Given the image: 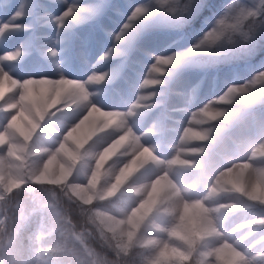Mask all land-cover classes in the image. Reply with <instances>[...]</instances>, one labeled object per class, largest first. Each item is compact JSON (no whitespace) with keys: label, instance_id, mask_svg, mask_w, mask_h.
I'll return each mask as SVG.
<instances>
[{"label":"rangeland","instance_id":"rangeland-1","mask_svg":"<svg viewBox=\"0 0 264 264\" xmlns=\"http://www.w3.org/2000/svg\"><path fill=\"white\" fill-rule=\"evenodd\" d=\"M180 1L188 5L187 16L192 15L191 22L198 23L196 27L189 25V33L183 29L165 35L158 29L169 27L170 22L154 17L144 26L136 22L131 40L125 44L118 42L116 36L132 10L136 6L154 10L158 4L162 5L159 10L171 8L168 0H159L160 3L158 0H0V27L5 23L20 25L0 35V56L17 51L21 53L16 61L0 62V68L13 78L23 81L29 78L63 77L86 82L93 73H108L102 84L88 86V101L79 99L75 92L67 89L60 96L62 102L48 108L44 119L39 121L40 127L30 138L16 136L7 142H0V205H3V196L13 192L23 180L60 187L71 185L68 191L82 202L103 199L100 193H107L116 183L119 168L130 157L134 158L136 148L125 151L126 144L139 136L143 143L141 146L151 148L160 163L139 164L129 170L120 188L122 192L127 189L126 204L121 211L123 220L118 216L116 220L120 222H108L123 236L129 237L131 232L136 242L149 244L150 256H153L157 246L167 239V230L175 222L179 211L178 200L172 192L164 189L151 194L152 179L168 175L181 192L183 200L189 202L203 199L214 176L226 173L233 162L238 165L233 171L247 164L240 182L249 188L257 184L259 174L264 172V163H261L264 161V143H260L259 135L244 137L221 154L218 149L213 150L206 161H202L204 153L195 149H204L208 137L184 143L180 137L183 129L188 127L191 112L197 107L221 94L229 85L247 83L259 71H264V66L260 64L264 58V45L260 46L254 57L230 62L213 63L207 57H203L204 60L198 57V63L189 64L191 70L177 73L169 68L168 74L160 77L162 85L151 90L140 87L156 56L188 51L231 3V0H224L213 6L217 12L212 16L198 17L209 0ZM201 4L203 7L199 6ZM68 8H74V16L80 19L69 18L61 28L56 21ZM18 10L23 12V17L13 21L12 17ZM89 12L94 15H89ZM113 48H118L122 55L101 61L100 58ZM50 51H55L57 55L50 56ZM151 92L156 93L152 109H144V102L139 108H132L139 95ZM12 94L6 91L4 99ZM52 96H56L54 91L46 96H38L37 105L47 106ZM0 104H3V100H0ZM89 106H96L101 111L91 117L90 126L86 125L71 139L65 138L68 127L79 118H69L68 111L83 112ZM130 111L134 115H128ZM10 115L0 112V130L6 127ZM208 118L215 120L217 117L209 113ZM23 126L28 127V122L25 121ZM190 128L203 135L208 121L193 124ZM129 131L133 132V136L124 139L121 150L97 167L99 152L92 147L93 141L109 134L125 137ZM177 158L182 163H170ZM20 160H26V170H23ZM94 172L96 179L90 184ZM134 189L139 191L134 192ZM120 195L118 192L117 196ZM260 195L264 196V191ZM150 197L149 204L156 199L160 201L171 212V219L157 220L151 214H144L141 209L133 227L128 223L129 209ZM46 200L47 196H38L36 199H18L17 202L22 208H30L33 202L45 204ZM262 209L264 206L257 205L251 213L238 211L231 218V223H246L253 218L264 217ZM103 212L104 208L101 209ZM222 256L223 262L235 264L231 251L225 250ZM41 264L47 263L41 258Z\"/></svg>","mask_w":264,"mask_h":264},{"label":"clouds","instance_id":"clouds-1","mask_svg":"<svg viewBox=\"0 0 264 264\" xmlns=\"http://www.w3.org/2000/svg\"><path fill=\"white\" fill-rule=\"evenodd\" d=\"M199 6L203 7L202 4ZM241 7L234 5L231 0L224 14L193 44L192 48L174 55L175 62L170 68L175 71L185 65L198 63V57H207L209 62L215 63L251 58L258 54V49L264 45V32L256 31L257 17L249 14L253 9L246 8L242 15ZM244 15H247V19H244ZM191 19L190 14L185 19L171 21L169 27L183 30L191 23ZM232 24H236V27H230ZM244 32L251 36L247 41L243 39ZM260 64L264 66V58ZM259 72L260 76H254L247 83L229 85L221 94L191 112L188 127L207 122L209 113L217 117L208 123L205 131L208 143L205 148L195 149L204 153L202 161H206L213 150L218 149L221 154L244 137L259 135L260 143H264V86L255 87L257 79H264V71ZM242 92L248 95H241ZM72 99L75 100L76 97ZM61 102L60 97L52 96L47 107H54ZM93 107L89 106L83 112L68 111L69 118L77 116L79 118L68 127L67 133L74 135L86 125L90 126L91 117L88 113L93 111ZM124 139L123 136L113 137L109 134L99 136L93 141L92 147L99 152L97 167L121 150ZM130 167H132L130 161L124 163L116 173V183L111 186L113 197L119 192L121 193L119 198L107 200L103 213L94 212L91 208L84 209L80 204H76L75 207L78 209L76 222L70 221L56 209L43 203L33 202L32 207L26 206L19 215L16 209L10 207V202L0 205V213H13L11 230L0 229V239L6 242L0 247V264H41V258H44L47 264H145L138 249H127L121 233L104 227L96 219L98 215H103L114 223L120 222L116 220L118 216L123 220L121 211L127 199V189L122 192L120 188L121 181L126 178ZM135 167H138V164L133 168ZM237 167L238 165L233 162L226 170L230 171ZM77 178L79 179V176ZM95 179L94 172L89 183H94ZM70 187L71 185H68L61 189V192L68 195ZM29 191L37 190L30 188ZM100 196L105 198L104 193H100ZM203 199L214 210L217 224L227 240L253 258L254 264L257 256L261 257L259 264H264V225L231 223V218L238 211L251 213L257 205L230 192L222 193L213 200L207 199L206 194ZM228 200L234 202H227ZM140 210L141 203L133 205L129 209L130 215H135Z\"/></svg>","mask_w":264,"mask_h":264},{"label":"snow or ice","instance_id":"snow-or-ice-1","mask_svg":"<svg viewBox=\"0 0 264 264\" xmlns=\"http://www.w3.org/2000/svg\"><path fill=\"white\" fill-rule=\"evenodd\" d=\"M158 3H160L159 0ZM233 3L234 5L242 6V15L246 8L253 9V12L249 14L257 17L256 31L264 32V0H233ZM167 4L172 5L170 9L171 16H166L165 19L174 21L187 17V13L189 12L188 5H180V0H168ZM74 12V8H68L58 18L56 21L57 24L63 28L65 21L69 18L79 21L80 17L74 16ZM156 14V10L149 12L144 6H136L129 15L128 21L123 25L121 32L116 36V40L126 44L134 34L133 25L136 22L146 23ZM22 17L23 12L18 10L14 13L12 20L16 21ZM244 19H247V15H244ZM19 27L20 25L16 23H5L0 27V35H4L10 30ZM230 27L235 28L236 24H232ZM242 35L245 41L251 38L248 32H244ZM57 43H59V40ZM48 54L50 56L57 55L55 51H50ZM119 55H122V52L118 48H113L100 59L101 61H106L112 56ZM20 56L21 53L19 51L6 53L0 56V62L16 61ZM154 60L155 62L152 64L146 78L140 86L142 90H151L162 85L163 81L160 77L168 74V69L175 62V57L174 55L156 56ZM255 76H260V72ZM107 77L108 73H93L86 82L79 81L73 83L63 77L59 79L29 78L20 81L13 78L3 68H0V85H2L0 87V100H3V104H0V112L11 114L7 120L6 127L0 130V142H7L16 136H22L28 139L37 131L40 127L39 121L44 119L48 110L46 105H37L36 101L38 96H46L54 91L56 96L60 97L65 90L71 89L77 94L79 99L88 101V86L100 85ZM261 86H264V79H257L255 81V87L260 88ZM6 91L13 93L8 99H4ZM240 94L248 95L244 92ZM155 96V92L139 95L137 103L132 105V108H139L141 102H144V109H152L154 107L152 101H154ZM100 111L101 109L94 106L93 111L88 113V115L93 117ZM128 115L131 116L134 113L130 111ZM25 121L29 125L26 128L23 126ZM66 136L67 139H71L73 135L67 133ZM132 136L133 132L129 131L124 138L128 139ZM135 139L138 141V145L133 154L134 158H129L132 165L129 170L137 166V164L151 165L152 163H160L151 148L141 146L143 143L139 136L135 137ZM180 139L184 143L191 140L207 139V135H201L194 132L190 127H185ZM60 150L62 151L63 148L61 147ZM170 163L179 164L182 161L177 158ZM246 168L247 164H242L238 171L230 170L219 176H214L213 180L210 181V187L207 189V199L213 200L218 198L222 193L230 192L233 195L249 200L255 205L264 206V196L260 195V192L264 191V172L259 174L257 184L249 188L240 182V178L244 176ZM164 189L172 192L177 198L179 215L167 230V239L157 246V251L148 259L147 264H223L222 254L225 250L231 251L235 258V264H254L253 258L246 255L237 245L227 240L217 224L214 210L208 206V203L204 199H196L192 202L185 201L182 198L181 192L172 183L168 175H160L154 178L150 186L151 194L154 195ZM133 191L137 192L139 189H134ZM105 195L113 197L112 189L110 188ZM150 199L151 197L149 200L141 202V209H144L149 204ZM140 211L128 217V223L133 227L136 226L135 220ZM246 223L264 225V217L253 218ZM132 235L133 233L130 232L129 239H131ZM260 259L261 257L259 256L255 257L256 264H259Z\"/></svg>","mask_w":264,"mask_h":264},{"label":"trees","instance_id":"trees-1","mask_svg":"<svg viewBox=\"0 0 264 264\" xmlns=\"http://www.w3.org/2000/svg\"><path fill=\"white\" fill-rule=\"evenodd\" d=\"M223 1L224 0H209L207 5L201 9L198 17L199 16H201V17L212 16L214 13L217 12V9L213 8V6L217 5V4H221ZM184 3L185 2L180 1V5H183ZM159 7H161L160 4H158V8L154 9L157 11V14L154 17L155 18L157 17V18H160L162 20H167L168 22H171V20L165 19L166 16H171V11H170L171 8H163L162 10H159ZM151 11H153V10H149V12H151ZM89 15L93 16L94 14L89 12ZM154 17H152L148 21L150 22ZM137 23L139 26H144V24H146V23H141V22H137ZM191 23H192V25L188 24L186 27L183 28L186 30L187 33H189V25L196 27L198 24L196 21L191 22ZM158 30L160 32L164 33L165 35H168L170 32H172L175 29H172L171 27L166 26V27L158 29ZM184 52H187V51H184ZM180 53H183V52H180ZM180 53H176L175 55H179ZM200 58H201V60H204L203 57H200ZM222 65L225 66V64H222ZM226 65H228V64H226ZM218 66H216V67H218ZM191 69H192L191 65H185L179 69H176L175 71L177 73H179L181 71H189ZM207 121H208V123H210L211 121H213V119L208 118ZM23 161L24 160H20V164L23 163V170H26L27 168L25 167V165L27 162H26V160L24 162ZM30 188L36 189L37 191L31 192V191H29ZM64 188H66V187L65 186H63V187L54 186V185H51L50 183H34V182H27V181L24 182V180H23V182L16 189L13 190V192H10V193L4 195L2 198V201H3V204H5V202H10V207H12L13 209H16L17 215H19V213L21 211H24L25 208H22L19 205V203L17 202L18 199L29 200L31 198L36 199L38 196H47V200H46L45 205H47L48 207L56 209L62 215L66 216L70 221L76 222L78 220V209L75 207L76 204H80L81 208H84V209L91 208L94 212L101 213V209L104 208V205L106 204L107 200H111V199L115 200V199L119 198V196L106 197V198L98 199V200L94 199L92 201L85 203V202L77 200L75 197H73L70 194L69 191H68V195H64L61 192V189H64ZM69 196L71 197V200H69ZM125 204H126V201H124V206H125ZM143 213L144 214H151L157 220L167 221V220H170L172 217L171 212L168 209H166L164 206H162L160 201H158L157 199L154 202L148 204V206H146L143 209ZM1 216H2V218H0V229H5L6 231H10L12 228V224H13V220H12L13 213L12 212H3V213H1ZM96 219L104 227L110 228V229L118 232L117 228L112 226L108 222V220L106 218H104L102 215H98L96 217ZM17 223H19V221H17ZM122 238L126 243L127 249L128 250H131L132 248L138 249L140 257L145 261V264H147L148 259L151 257L149 244H147V243L142 244V243L136 242L134 240V236H132L131 239H129V237H125L122 235ZM5 243L6 242L4 240L0 239V247H2ZM42 259L46 262V260L44 258H42ZM223 264H232V263H227L224 261Z\"/></svg>","mask_w":264,"mask_h":264},{"label":"bare ground","instance_id":"bare-ground-1","mask_svg":"<svg viewBox=\"0 0 264 264\" xmlns=\"http://www.w3.org/2000/svg\"><path fill=\"white\" fill-rule=\"evenodd\" d=\"M71 77V76H70ZM72 82L75 83V81L73 79H70ZM74 118V117H73ZM137 140L136 139H130L128 141V143L126 144L125 146V149L127 150H132V149H135L137 147Z\"/></svg>","mask_w":264,"mask_h":264}]
</instances>
